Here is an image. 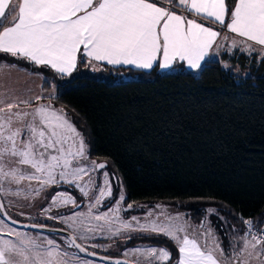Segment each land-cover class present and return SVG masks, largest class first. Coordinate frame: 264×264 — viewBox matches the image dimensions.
I'll return each instance as SVG.
<instances>
[{
  "label": "snow or ice",
  "instance_id": "obj_1",
  "mask_svg": "<svg viewBox=\"0 0 264 264\" xmlns=\"http://www.w3.org/2000/svg\"><path fill=\"white\" fill-rule=\"evenodd\" d=\"M167 3L173 7L158 6L152 0H0V52L36 66H49L61 77L70 76L78 62L139 69H151L157 64L168 69L175 63L186 62L190 69H200L214 46L219 49L223 45L218 41L221 33L199 21H209L235 34L229 51L243 45L242 51L250 53L259 46V51L264 52V0H235L231 7L227 0H167ZM177 6L193 18L177 14L174 10ZM228 39L223 37L225 41ZM0 104V190L7 193L5 183L24 182H28L29 188L31 182H36L39 187L32 191L37 193L61 185L77 189L83 197L96 190L87 212L47 217L67 225L80 239L87 240L89 233L107 234L111 238L122 231H139L163 235L174 242L175 258L164 247L131 250L132 255L145 257V264H253L257 259L264 264V228L253 231L251 220L244 221L248 230L239 237L240 246L226 254L206 222L189 226L179 215L167 213H161L163 219H146L144 223L135 216L124 219L121 213L133 206L128 204L125 208L123 193L100 212L105 200L113 198L115 177L110 178L103 171L102 181L98 182L93 173L106 169V164L82 163L88 160L83 134L63 110L43 104L31 111L21 110L20 105L30 106L31 99ZM49 200L42 209L45 213L53 207H80L77 199L67 192H54ZM152 215L148 213V217ZM2 225L0 221V232L6 231L16 239H0V264H66L53 240L37 243V238ZM77 238L71 237L70 246L87 252L76 242ZM45 243L51 247L44 249ZM81 264L91 262L84 260ZM114 264L126 262L116 260ZM134 264L141 262L137 260Z\"/></svg>",
  "mask_w": 264,
  "mask_h": 264
},
{
  "label": "trees",
  "instance_id": "obj_2",
  "mask_svg": "<svg viewBox=\"0 0 264 264\" xmlns=\"http://www.w3.org/2000/svg\"><path fill=\"white\" fill-rule=\"evenodd\" d=\"M221 59L248 75L213 60L198 72L132 69L140 79L111 83L84 72V62L61 77L47 66L0 54V62L56 77L52 101L83 133L89 154L119 174L126 202L182 205L198 221H206L212 207L209 216L228 254L233 238L244 235V218L264 226V55L223 53ZM153 241L175 258L169 239Z\"/></svg>",
  "mask_w": 264,
  "mask_h": 264
},
{
  "label": "rangeland",
  "instance_id": "obj_3",
  "mask_svg": "<svg viewBox=\"0 0 264 264\" xmlns=\"http://www.w3.org/2000/svg\"><path fill=\"white\" fill-rule=\"evenodd\" d=\"M242 52V51H241ZM246 54L249 52L243 51ZM2 52H0L1 54ZM221 64L226 69H232L236 73H240L243 75H248V70L242 69L240 65H233L228 61H221ZM7 65V64H3ZM0 66V101L3 103L8 102H15L18 100H28L31 99V105L26 106L24 104L20 105V109L23 111H31L37 105H51L53 108L60 110L62 109L63 112L66 114L65 110L61 107H58L54 104L52 99L57 94V84L58 81L55 76H48L44 74H33L28 72L23 68H16V66ZM86 71V70H84ZM88 74H92L95 76L103 77L107 80V82L116 83V82H123L128 80H136L140 79L139 74H129L120 72L117 74L116 77H111L108 71L100 70V71H86ZM70 77V76H69ZM48 81L50 83V88H43V82ZM63 82V81H62ZM40 96L42 99L36 100L35 97ZM2 106V104H0ZM15 111V109H14ZM67 119L72 123L69 116L66 114ZM73 124V123H72ZM74 125V124H73ZM75 126V125H74ZM76 128V127H75ZM77 129V128H76ZM78 130V129H77ZM78 132L82 133L80 130ZM83 134V133H82ZM83 139L87 146L88 150V160L82 161L83 164H88L90 161H95L96 163H104L106 164V169H101L99 172L93 173L94 176L97 177L98 182L102 181V176L100 173L103 171H107L110 174V178L112 176L115 179H112V191H113V198L111 201L105 200V207L100 208L99 211L103 212L107 209L110 203L114 202V199L119 196V194L123 193L124 199V206L131 204L133 207L130 210L123 211L121 216L124 219L130 220L131 217H137L141 223L146 222V219H163L164 217L161 213H167L170 216H177L179 215L183 220L187 221L189 226H199L202 222H206V226L212 229V232L218 241L220 240L216 225L210 218L208 211V215L205 219L201 221L196 220L193 218L188 210H185L181 206L176 204H167L160 201H142L136 204L126 202L127 192L125 186L122 182L121 177L119 174L113 169V166L109 163L104 161H99L96 157H93L89 154V146L87 144V140L83 135ZM87 177H84V180H87ZM32 188H38L39 185L36 182H31ZM122 185V187H121ZM4 188H8L9 191L5 193L4 191L0 190V194L4 201L5 207L7 212L13 217L15 220L23 223H32V224H39V225H47L51 227L66 229L70 231L73 235H77V240L82 243L87 249L94 253H98L101 255H105L108 257L113 258H124L129 260L130 262L134 263L137 260L141 262V264H145L146 258L145 257H138L131 254V250L134 249H146L149 247H164L167 248L166 245L159 244L153 239L164 237L163 235H157L153 233H145L139 231H122L118 236H112L111 238L108 237L107 234L101 233H89V238L87 240L80 239L78 234L74 232L71 228L67 225L59 222L56 219H48V216H68L71 215L73 212L88 211V204L89 201L96 195V190L90 192L88 197H83L79 193L77 189L73 187H69L67 185H61L59 187H50L39 193L32 191V188L28 187V182H24L21 185H9L7 183L4 184ZM19 192L20 195H14L13 193ZM54 192H67L73 195L77 199V203L80 205L79 208H75L72 205H68L61 208L53 207L51 211L45 213L42 211L49 203V197ZM209 209H213L212 207H208ZM214 210V209H213ZM151 212L153 215L148 217V213ZM0 221H3L2 226H6L7 228H13L16 231L27 234L34 238H37V243H41L42 241H46L47 239H51L54 241L55 245L57 246L58 251L61 253L62 259L66 261V264H81L82 261L87 260L90 261L91 264H109L106 262L94 260L91 258H87L81 256L79 252L70 246V241L65 238L64 236L57 235V234H47L43 232H38L35 230H29L24 228H18L4 219L0 217ZM218 222H220L218 220ZM244 229V223H243ZM192 231V228L189 227V232ZM203 231V229H201ZM245 234V229H244ZM129 237H131L129 239ZM0 239H12L15 240V236L7 235L6 231L0 232ZM168 239V238H167ZM170 240V239H169ZM172 244L175 246L174 242L170 240ZM92 245H97L93 247ZM44 249L50 248L51 246L43 245ZM176 247V246H175ZM43 250V249H42ZM233 248L230 250L232 253ZM128 253L125 255V253ZM67 253V255H64ZM229 253V254H230ZM167 263V262H165ZM253 264H259V260H254Z\"/></svg>",
  "mask_w": 264,
  "mask_h": 264
},
{
  "label": "crops",
  "instance_id": "obj_4",
  "mask_svg": "<svg viewBox=\"0 0 264 264\" xmlns=\"http://www.w3.org/2000/svg\"><path fill=\"white\" fill-rule=\"evenodd\" d=\"M152 2H156L158 6H164V7H173V5L171 4H168L167 3V0H152ZM177 14H183V15H186L188 16L189 18H193L192 15L190 13H187L185 11H183V9L181 7H175L174 9ZM199 20V18H197ZM199 22H203L205 23V26H211L213 27L214 30H217L221 33V36L218 37V41L223 45L222 47H220L219 49H217L215 46L213 48V50L210 51L209 53V56L205 58V61L202 62V66L206 63V62H209V61H213V60H220V61H227V60H222L221 57L223 55V53H229V54H233L235 52H241V48L243 47V45H238L237 47L233 48L231 51H229V47L231 46V38L235 37V34L233 33H230L226 28L224 27H221L217 24H211L209 21H199ZM224 36H228L229 39L228 40H223V37ZM237 39H241V38H238L236 37ZM257 47V50L256 51H252L250 52L249 54H252V53H257L259 54V56H262L264 55V52H260L259 51V46H256ZM243 52V51H242ZM244 53V52H243ZM246 54V53H245ZM229 62V61H228ZM80 62H78V65H77V69L79 68V64ZM231 63V62H230ZM3 64H7V65H3ZM3 65V66H6L4 68H7V66H16V68H23V67H20L14 63H10V62H6V61H1L0 62V66ZM156 65H154L153 67H155ZM158 66V64H157ZM49 67V66H47ZM120 67H123V68H127L128 70H119ZM159 67V66H158ZM50 68V67H49ZM180 68H184L186 70H190L192 72H198L200 69H190L188 66H187V63L186 62H183V63H175L171 68H168V69H161L159 67V69L164 72V73H167V72H172V71H175L177 69H180ZM25 70H27L28 72L30 73H33V74H42V73H38V72H31L29 71L28 69L26 68H23ZM51 69V68H50ZM76 69V70H77ZM91 70V71H100V70H105V71H108L110 76L111 77H116L118 73L120 72H124V73H129V74H139L137 72L135 73H131L130 70L134 69L135 71H142V70H150V69H139V68H136L134 66H130V65H117V66H113V65H108L106 63H102V62H97L96 64L92 65V66H89L87 63L85 64V67H84V70ZM152 69V68H151ZM75 70V71H76ZM54 73L55 71L52 70ZM74 71V72H75ZM84 71V72H86ZM73 72V73H74ZM57 74V73H56ZM59 75V74H58ZM67 76V75H66ZM241 244V241L239 240V237H234L233 238V241H232V244L229 248V253H230V250L233 248V247H239ZM226 253V252H225ZM228 253V254H229ZM227 254V253H226ZM82 256V255H81Z\"/></svg>",
  "mask_w": 264,
  "mask_h": 264
},
{
  "label": "water",
  "instance_id": "obj_5",
  "mask_svg": "<svg viewBox=\"0 0 264 264\" xmlns=\"http://www.w3.org/2000/svg\"><path fill=\"white\" fill-rule=\"evenodd\" d=\"M0 205H3V208L0 209V217L2 219H4L5 221H7L8 223H10V224H12V225H14V226H16L18 228L35 230V231L43 232V233H47V234L61 235V236H64L65 238H67L69 241H70L71 237L73 236V234L70 231L66 230V229L51 227V226H47V225H43V227H41V225H39V224L23 223V222H19V221L15 220L7 212L1 194H0ZM12 221H17V223H13ZM33 225H35V227H33ZM76 242L81 244L82 246H84L78 240ZM76 250L79 252V254H81L84 257L91 258V259L98 260V261H102V262H106V263H109V264H114V261H116V260L125 261L126 264H134V263H132L129 260L124 259V258H113V257H108V256H105V255H101V254H98V253H95V255H89L88 253H94V252L90 251L89 249H87V252H80L79 249H76Z\"/></svg>",
  "mask_w": 264,
  "mask_h": 264
},
{
  "label": "built area",
  "instance_id": "obj_6",
  "mask_svg": "<svg viewBox=\"0 0 264 264\" xmlns=\"http://www.w3.org/2000/svg\"><path fill=\"white\" fill-rule=\"evenodd\" d=\"M245 220H249L248 218H244L243 219V223H244V221ZM258 228H264V226H262V227H257V226H255V225H253V231H256ZM244 229H245V232H247V226L245 225V223H244Z\"/></svg>",
  "mask_w": 264,
  "mask_h": 264
}]
</instances>
